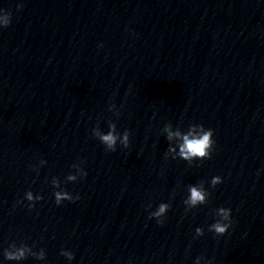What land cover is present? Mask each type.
Returning <instances> with one entry per match:
<instances>
[{"label":"clouds","instance_id":"clouds-1","mask_svg":"<svg viewBox=\"0 0 264 264\" xmlns=\"http://www.w3.org/2000/svg\"><path fill=\"white\" fill-rule=\"evenodd\" d=\"M22 8V5H18V10ZM11 23V13L7 12L3 9H0V27L7 28ZM197 126H193V129H190L188 134L181 136V133L179 131L173 133L171 131L168 132V139L171 140L173 136L179 137L182 139V143L179 146V156L186 161H191L194 158H199L200 160L210 158L211 151L213 149V145L215 141L213 140V130L207 129L204 130L203 125H198V127L201 129L199 134H196L194 131V128ZM108 132L107 134H104L102 132H99L98 130H94V135L99 139V141L106 146V151L114 152L116 151V145L117 141L119 140L120 143L123 145L124 148H127L129 146V136L130 133L128 130H125L123 132L122 137L119 136L116 132V125L114 123H109L108 125ZM169 152H174L175 149L169 148ZM87 173L83 172L82 177H86ZM69 181H75L76 177L73 175H69L67 177ZM222 182L221 178L219 176H215L212 179V186L215 187L216 185L220 184ZM53 187H59V184L57 181H53ZM189 195L187 199L184 201L185 204L191 205L192 207H195L198 204H204L206 202V197L210 195V193H206L203 188L198 186H190L188 189ZM55 197V203L57 205H60L62 201H70L75 202V200L79 199V196H75L73 198L67 191H55L54 193ZM26 198L29 201H32L34 199L32 191L26 192ZM36 200H42V196L35 197ZM35 204L29 205V209L33 208ZM171 205L167 203H161L158 206V210L154 213H152V216L160 217L164 215L166 211L170 209ZM218 214L222 217L224 221H228L227 223H223L220 220L216 221L215 223L211 224L210 231L215 233L217 236H223L228 229L232 226V220H231V209L229 208H219ZM151 218V217H150ZM158 224H163V221L157 220ZM196 234L197 236H203L204 232L201 228H196ZM30 252V248L28 246L22 245L19 248H16L15 251H5L4 257L6 260L9 261H22L27 258L26 253ZM61 255H66L69 260L74 259L73 253H65L61 252ZM35 256L36 259H44L45 258V252L41 250L39 255H36L35 253L32 254ZM200 257H197L196 264H199ZM208 264H211L209 261Z\"/></svg>","mask_w":264,"mask_h":264}]
</instances>
